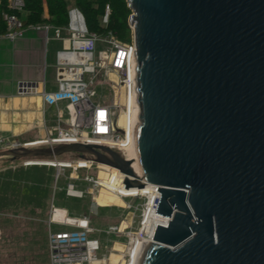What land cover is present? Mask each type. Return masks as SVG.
Masks as SVG:
<instances>
[{
  "label": "water",
  "instance_id": "water-1",
  "mask_svg": "<svg viewBox=\"0 0 264 264\" xmlns=\"http://www.w3.org/2000/svg\"><path fill=\"white\" fill-rule=\"evenodd\" d=\"M126 1L144 180L123 153L96 143L0 157L74 152L124 173V187L158 189L155 212L170 219L136 264H264V0Z\"/></svg>",
  "mask_w": 264,
  "mask_h": 264
},
{
  "label": "built area",
  "instance_id": "built-area-1",
  "mask_svg": "<svg viewBox=\"0 0 264 264\" xmlns=\"http://www.w3.org/2000/svg\"><path fill=\"white\" fill-rule=\"evenodd\" d=\"M7 6L13 11L21 12L24 0H7ZM16 12L2 14L6 25L3 35L9 39L21 36L27 27L45 33L52 27L49 23L24 25ZM108 13L109 8L106 6L103 22L107 21ZM62 29L65 31L61 36L63 46L57 51L55 62L56 88L46 90L43 85L38 89L26 83L20 84L22 93H37L45 105L54 106L55 123L44 127L45 134L42 137L29 141L0 136V150L21 146L51 147L57 143L69 142L96 143L123 153L132 164L135 161L139 167L133 100V57L136 51L133 33L130 41H120L111 33L98 34L90 31L83 14L76 6L67 9V21ZM100 73L103 81L98 79ZM113 73L115 79L111 77ZM102 83L110 87L109 95L97 91V84ZM61 103L64 104L61 106ZM130 149L134 152L133 159L128 154ZM20 165L54 167L53 189L58 178L68 169L64 186L66 196L81 198L85 193L90 194L92 208L96 209L100 204L96 196L104 189L120 197L123 200L122 207L132 214L124 226L113 223L104 228H96L91 225L88 215L71 216L64 207L54 205L51 201L46 219L49 264H105L106 258L98 256L100 239L89 235L93 232L123 237L124 252L121 259L124 264H133L145 243L153 241L156 224L166 226L170 219V216L155 212L160 197L158 189L150 186L124 187L125 174L111 166L77 156L70 159L23 157ZM101 166L109 167L106 178L99 175ZM137 174L139 181L144 180L141 172ZM78 182L85 187H80ZM58 210L60 214H57ZM51 223L66 228L52 230Z\"/></svg>",
  "mask_w": 264,
  "mask_h": 264
},
{
  "label": "rangeland",
  "instance_id": "rangeland-1",
  "mask_svg": "<svg viewBox=\"0 0 264 264\" xmlns=\"http://www.w3.org/2000/svg\"><path fill=\"white\" fill-rule=\"evenodd\" d=\"M68 1L70 3V0ZM102 78L100 73L98 79ZM97 91L109 95L110 87L105 83L97 84ZM61 157L74 158L75 153H65ZM0 169V264H48L44 221L47 230L46 219L51 201L54 205L66 207L70 214L88 215L91 225L96 228L112 223H121V226H124L125 221L128 223L132 217V214L122 207L123 200L104 189L96 196L100 203L97 210L92 208L90 194L85 193L82 198L66 196L64 186L68 169H65L64 175L56 181L55 189L53 167L23 168L19 159L12 162L10 158L5 157L0 159ZM99 175L106 178L108 174L100 168ZM79 186L85 187L83 183ZM57 214H60V210ZM136 219L137 214L134 216V225ZM50 228L54 230L53 223ZM64 228L66 227L60 229ZM95 236L100 238L98 256L105 257L107 261L111 254L122 257L123 237L101 233H96ZM116 242L123 244L122 249L115 246Z\"/></svg>",
  "mask_w": 264,
  "mask_h": 264
},
{
  "label": "crops",
  "instance_id": "crops-1",
  "mask_svg": "<svg viewBox=\"0 0 264 264\" xmlns=\"http://www.w3.org/2000/svg\"><path fill=\"white\" fill-rule=\"evenodd\" d=\"M43 7V16L46 17L47 9L45 5ZM25 14L26 11L23 9L20 17L22 18ZM63 26L52 25L46 33L27 27L21 36L13 39L5 37L3 33L0 34V136H11L21 141H29L42 137L45 134L44 127L55 123L54 106L45 105L37 93H22L20 84L26 83L38 89L43 85L46 90L56 88V53L63 46L61 40V36L65 34ZM5 157L8 156L0 157V159ZM56 158L63 159L61 156ZM32 166L22 167L31 168ZM64 208L67 210L66 207ZM53 227L54 230H59L64 226L53 223ZM45 228L44 221L46 255L49 264ZM89 235L98 237L95 236V232Z\"/></svg>",
  "mask_w": 264,
  "mask_h": 264
},
{
  "label": "trees",
  "instance_id": "trees-1",
  "mask_svg": "<svg viewBox=\"0 0 264 264\" xmlns=\"http://www.w3.org/2000/svg\"><path fill=\"white\" fill-rule=\"evenodd\" d=\"M46 6L47 16H43V6ZM76 6L83 14L87 28L98 34L111 33L120 41H130L132 29L128 23L131 13L126 0H24L22 17L24 25L34 23H49L53 26H63L67 21V9ZM109 13L107 21H102L105 7ZM16 12L7 6V0H0V14ZM20 15V12H16ZM0 15V34L6 30L3 17ZM43 166V165H42ZM70 213V212H69ZM73 215V214H71Z\"/></svg>",
  "mask_w": 264,
  "mask_h": 264
},
{
  "label": "bare ground",
  "instance_id": "bare-ground-1",
  "mask_svg": "<svg viewBox=\"0 0 264 264\" xmlns=\"http://www.w3.org/2000/svg\"><path fill=\"white\" fill-rule=\"evenodd\" d=\"M111 77H112L113 79H115V75H111ZM119 122H120V123L122 122V118H121V117H120V119H119ZM128 154L130 155L131 159H133V157H134V152H133L131 149L129 150ZM136 156H137V155H136ZM137 158H138V157H137ZM132 165H133L135 171H137L138 173L141 172V171H140V167L137 166V164H136L135 161H133V164H132ZM101 168H102L103 170H106V171H107V169H108L109 167L101 166ZM112 171H113V172H116V170H114V169H113ZM102 180H103V179H102ZM114 195H115V194H114ZM116 196H117V195H116ZM126 223H127V221H125V225H126ZM123 243H124V242H123ZM115 246H116V247H119L120 249H122L123 244H122V243H119V242H116V243H115ZM116 249H117V248H116ZM138 257H139V255H137V257L134 259L133 264H136ZM106 264H124V262L121 260L120 255H118V254H115V255L111 254L110 257H109V259H108V261L106 260Z\"/></svg>",
  "mask_w": 264,
  "mask_h": 264
}]
</instances>
